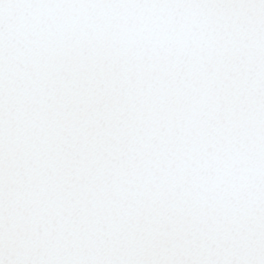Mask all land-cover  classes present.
I'll return each instance as SVG.
<instances>
[{
    "label": "snow or ice",
    "instance_id": "1",
    "mask_svg": "<svg viewBox=\"0 0 264 264\" xmlns=\"http://www.w3.org/2000/svg\"><path fill=\"white\" fill-rule=\"evenodd\" d=\"M0 264H264V0H0Z\"/></svg>",
    "mask_w": 264,
    "mask_h": 264
}]
</instances>
